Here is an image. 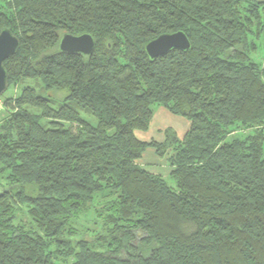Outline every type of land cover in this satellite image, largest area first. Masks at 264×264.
I'll use <instances>...</instances> for the list:
<instances>
[{"label": "trees", "instance_id": "1", "mask_svg": "<svg viewBox=\"0 0 264 264\" xmlns=\"http://www.w3.org/2000/svg\"><path fill=\"white\" fill-rule=\"evenodd\" d=\"M3 28L0 264H264V0H0ZM175 31L190 47L150 58ZM84 32L90 55L59 50ZM154 106L182 137L136 136Z\"/></svg>", "mask_w": 264, "mask_h": 264}, {"label": "water", "instance_id": "2", "mask_svg": "<svg viewBox=\"0 0 264 264\" xmlns=\"http://www.w3.org/2000/svg\"><path fill=\"white\" fill-rule=\"evenodd\" d=\"M95 41L90 33L80 34L64 33L58 43L60 51L80 52L90 55L94 49ZM19 46V39L8 28L0 31V96L8 87V75L3 61L14 54ZM190 47V40L183 31L163 33L149 40L145 45V52L150 58H156L172 48L180 50Z\"/></svg>", "mask_w": 264, "mask_h": 264}, {"label": "rangeland", "instance_id": "3", "mask_svg": "<svg viewBox=\"0 0 264 264\" xmlns=\"http://www.w3.org/2000/svg\"><path fill=\"white\" fill-rule=\"evenodd\" d=\"M260 43H257V48L258 52L260 54L264 55V41L263 39L261 41H258ZM33 86H36L39 88L37 85V82L35 81H30L28 82ZM18 87L16 89H7L3 94H1L2 97H0V119L1 116L3 115V100L5 96L15 95L17 93ZM41 94L45 96H50L53 97V95L56 98H61L64 93L59 92V91H54L53 94L52 92H47L42 91ZM154 113L151 119V123L148 127L147 130H135L136 136L141 140H150V139H157V140H163L165 138V133L163 132L164 129H172L178 137H182L184 133L186 132L190 120L187 118L178 115V114H172L170 111L165 109L164 107L161 106H154L153 108ZM86 118H88L91 121H94V118L91 115H85ZM142 157L139 160V163L143 166L146 167L148 170L151 172H157L160 173L164 178H167L168 173L171 170V167L167 164L166 162V156L163 157L161 155H158L155 152V149L152 147H147L143 152H142ZM4 172H0V178L4 180ZM170 181V179H169ZM141 236V233L138 234V237Z\"/></svg>", "mask_w": 264, "mask_h": 264}]
</instances>
